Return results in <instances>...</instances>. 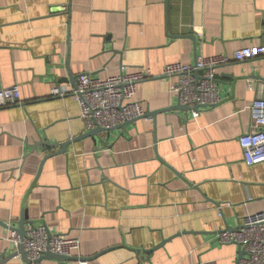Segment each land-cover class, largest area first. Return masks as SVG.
Here are the masks:
<instances>
[{
  "label": "crops",
  "instance_id": "obj_1",
  "mask_svg": "<svg viewBox=\"0 0 264 264\" xmlns=\"http://www.w3.org/2000/svg\"><path fill=\"white\" fill-rule=\"evenodd\" d=\"M263 44L264 0H0V88L18 86L22 101L0 108V261L26 214L24 229L78 238L74 257L102 252L65 264H238L239 247L216 237L264 213V164L247 165L238 141L264 98V56L219 68L222 100L196 118L175 79L155 75ZM122 66L155 76L136 91L149 115L95 145L75 99L49 91ZM45 138L56 146L31 148Z\"/></svg>",
  "mask_w": 264,
  "mask_h": 264
},
{
  "label": "built area",
  "instance_id": "obj_2",
  "mask_svg": "<svg viewBox=\"0 0 264 264\" xmlns=\"http://www.w3.org/2000/svg\"><path fill=\"white\" fill-rule=\"evenodd\" d=\"M197 34L199 27H193ZM264 56L263 45H249L235 50L231 55L216 54L198 57L193 64L173 62L163 65L159 78H174L171 91L180 105L192 110L196 118L199 111L219 104L222 100L218 88V69L233 62L247 61ZM121 73L99 78L89 73L78 74L73 84H58L51 87L52 97L72 96L79 107V117L88 130L96 127L111 129L127 121L145 115L140 100L136 97L137 85L153 77L148 69ZM154 76V77H155ZM18 86L0 88V108L21 104ZM250 125L238 141L243 161L247 165L264 164V98H257L248 106ZM219 215L221 206L218 205ZM15 246H23L28 264H41L45 252L71 257L80 250V240L50 233L45 225L29 224L23 237L12 228L9 236ZM220 244H235L242 256L238 264H264V213L245 215L234 229L218 232ZM83 263V262H81Z\"/></svg>",
  "mask_w": 264,
  "mask_h": 264
},
{
  "label": "water",
  "instance_id": "obj_3",
  "mask_svg": "<svg viewBox=\"0 0 264 264\" xmlns=\"http://www.w3.org/2000/svg\"><path fill=\"white\" fill-rule=\"evenodd\" d=\"M75 78V77H74ZM264 80V79H263ZM74 81V79H73ZM182 107H185L187 108L186 106H183L181 105ZM149 114L145 112V116H148ZM133 121V120H131ZM129 122V121H127ZM127 122H125L124 124L118 126V127H122L123 125H125ZM118 127H115V128H118ZM115 128H111V129H104V128H101V127H96L94 129H90L88 130V134L93 136L94 137V143L95 145H97L99 142H101V139L97 138L99 133H104V132H110L112 129H115ZM42 146H49V147H55L56 146V143H51L49 141H47V139L45 138L44 140H40V143H37L36 145H31V148L34 150L36 148H42ZM54 153H51V155H53ZM50 154L49 155H45L43 157V160L46 159L47 157L51 156ZM25 220H27V216L26 214L22 217V221H20L19 223V227L18 228H14L17 230V232L20 234V237H23L24 235V228H23V224L25 222ZM236 227H228L227 229H234ZM15 250L10 252L9 254H7L6 256L3 257V259L0 261V263H4L10 259H12L13 257L15 256H21L22 259H24L27 263H28V260L27 258L25 257V252H24V249H23V246L21 244L15 246ZM102 253V252H101ZM101 253H97L96 255L92 256V257H74V256H71V257H66V256H62V255H55L53 253H50V252H45L41 258L42 259H57L59 261H61L63 264H65L66 261H69V260H78L80 262H84L90 258H93ZM242 256V254L240 255V257Z\"/></svg>",
  "mask_w": 264,
  "mask_h": 264
}]
</instances>
